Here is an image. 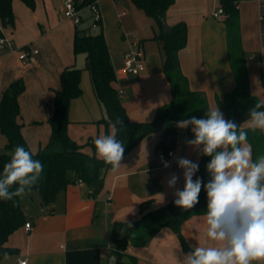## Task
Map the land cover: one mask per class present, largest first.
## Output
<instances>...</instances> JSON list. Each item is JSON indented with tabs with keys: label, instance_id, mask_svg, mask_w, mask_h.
Segmentation results:
<instances>
[{
	"label": "crops",
	"instance_id": "0c3cea01",
	"mask_svg": "<svg viewBox=\"0 0 264 264\" xmlns=\"http://www.w3.org/2000/svg\"><path fill=\"white\" fill-rule=\"evenodd\" d=\"M33 1L34 7L29 9L20 0H12L13 26L3 27L0 23V36L12 42V51L0 50V97L11 82L23 80L25 91L18 98V122L29 150L36 153L47 145L50 137L47 121L51 100L60 89V74L68 66L80 67L82 95L70 103L67 134L83 145L89 139L105 135V127L95 123L103 118L104 111L87 83L85 58L79 63L78 56L73 54L75 30L92 28L89 12L84 11L81 23L74 25L62 16L63 0ZM98 8L100 31L115 75L113 87L117 93L123 92L120 103L130 122H149L159 108L171 101L170 86L162 71L161 43L151 40L158 34V28L131 0L128 10L124 0H100ZM218 9V0H174L165 13V24L169 27L179 22L186 24L187 43L178 53L181 71L189 88L204 95L209 109L218 106L221 111L220 106L234 89L235 80L227 58L225 24L212 16ZM237 9L249 91L261 102L264 101L261 82L264 23L260 16L264 0H239ZM110 15L118 24L116 31H108ZM25 46L37 50L30 63L20 61L16 53ZM130 50H140L143 54L144 71L138 75H127L122 69V56ZM248 121L241 125L242 130L250 129ZM182 130L168 168H163L157 159L159 151L155 144L159 134H154L124 155L119 170L105 171L103 189L95 197L89 195V188L83 182L76 181L59 191L53 203L46 207L41 205L37 192L26 193L30 201L20 196L19 204L31 230L26 231L22 226L9 236L5 246L16 252L9 254L11 261L1 256L0 264H19L24 259L27 264H64L66 251L89 248L98 249L100 264H176L174 254L182 259L188 252L181 249L170 229H161L145 247L128 243L117 249L111 226L113 222H135L140 205L144 211L163 206L182 188L183 169L178 167L176 158L186 157L196 163L201 158L199 150L186 143L188 139ZM261 132L264 135V130ZM82 151L97 158L96 149L89 145ZM171 173L179 176L175 188L167 186ZM206 227L205 215L193 216L182 225V235L191 250L198 243L203 246L213 243L206 236Z\"/></svg>",
	"mask_w": 264,
	"mask_h": 264
},
{
	"label": "trees",
	"instance_id": "16d2710c",
	"mask_svg": "<svg viewBox=\"0 0 264 264\" xmlns=\"http://www.w3.org/2000/svg\"><path fill=\"white\" fill-rule=\"evenodd\" d=\"M12 0H0V23L3 27L13 26L14 16L11 8ZM23 5L33 9V0H20ZM92 0H84L89 3ZM239 0H218L222 9V22L226 27L227 58L235 80L234 89L225 97L220 106L227 120H232L241 127L249 120L248 110L258 101L250 94L245 56L241 48L239 36V17L237 4ZM132 4L151 18L158 28V34L151 40L161 43L163 54L162 71L171 91L169 104L159 108L149 122H130L118 94L113 87L114 71L110 62L108 48L102 32L91 34L90 28L76 29L73 37V54L84 55L85 67L97 103L104 111L103 118L96 121L105 127V135L110 132V124L117 118L123 121L116 125L117 139L122 140L126 155L141 140L159 134L155 148L158 151L173 150L179 132L182 130L188 140L194 139L191 128H180L177 122L191 116L205 117L209 110L203 94L189 88L188 80L183 75L178 53L187 43V27L179 22L170 27L168 33L163 32L165 13L173 5L174 0H131ZM264 23V9L261 11ZM100 25V23L98 24ZM82 70L74 65L64 68L60 74V89L54 93L50 103V137L46 146L33 153V158L44 165V171L36 185L31 189L41 197V205L49 206L59 191L76 180H81L90 190L91 197L97 196L103 189V178L111 165L105 164L94 155L82 151L86 145L95 148L93 139L80 145L67 134L69 124V106L72 100L82 95L80 86ZM264 88V74L261 75ZM25 91L22 79L11 82L0 97V134L5 138L3 151H0V172L9 162L15 146L20 145L29 150L22 134V125L18 122V98ZM264 110V109H262ZM241 129V128H240ZM248 144L251 146L252 158L255 161L264 155V135L261 130L245 129ZM210 157L201 154L199 170L194 175L202 178L206 184L210 174L206 165ZM184 186V185H183ZM183 186L180 190L183 189ZM175 196L165 205L144 211L139 208V217L135 222H113L111 237L117 249H123L128 243L134 247H145L163 228L170 229L177 237L181 249L192 250L187 246L182 235V225L193 216L205 215L207 209V193L202 187L199 203L190 210H183L174 204ZM149 201H146L148 203ZM26 219L19 204V197L13 200H0V257L4 253L12 254L16 250L5 246L9 236L24 226ZM131 224V227L128 225ZM64 264H100L98 249L68 250L64 254Z\"/></svg>",
	"mask_w": 264,
	"mask_h": 264
},
{
	"label": "clouds",
	"instance_id": "9594fccd",
	"mask_svg": "<svg viewBox=\"0 0 264 264\" xmlns=\"http://www.w3.org/2000/svg\"><path fill=\"white\" fill-rule=\"evenodd\" d=\"M262 109L264 101L248 110L252 130H264ZM122 123L117 118L110 124L108 134L93 141L97 158L111 165L113 172L119 170L124 159L125 146L116 135V125ZM177 126L190 127L194 139L186 143L210 157L206 168L211 178L206 184L200 177L194 180L199 164L177 157L176 163L183 169L184 186L174 192V204L183 210L194 208L203 187L207 193L206 236L213 243L207 246L198 243L182 259L174 254L176 264H264V155L253 161L247 132L236 122L225 119L218 106L209 109L203 118L191 116L178 121ZM163 163L165 168L171 166L170 162ZM43 171L44 165L33 158L30 150L15 146L10 161L0 172V200L10 201L31 191ZM178 181L179 176L171 173L167 186L175 188ZM4 260L11 261L12 257L4 253Z\"/></svg>",
	"mask_w": 264,
	"mask_h": 264
},
{
	"label": "built area",
	"instance_id": "2783aa9c",
	"mask_svg": "<svg viewBox=\"0 0 264 264\" xmlns=\"http://www.w3.org/2000/svg\"><path fill=\"white\" fill-rule=\"evenodd\" d=\"M100 0H92L89 3H84V0H63L62 7V16L64 19L71 21L74 25H79L82 21V15L84 11L89 12V19L92 22V26L98 24L101 21V14L98 8V3ZM222 9L219 8L215 11L212 16L218 21H222ZM260 20L262 21V17L260 16ZM12 42L11 40L5 38L4 36H0V50L12 51ZM17 56L20 61L24 63H30L33 61L34 56L37 54V50L32 49L30 46H25L17 50ZM122 69L127 75H138L144 71V61L143 54L140 50L137 51H127L122 56ZM118 97H121L123 94L122 91H118ZM173 155V150L169 149L166 151H159L157 153V159L160 165L164 167V161L170 162V158ZM76 183H82L81 180H76ZM89 195L91 194V190L88 189ZM24 229L26 231L31 230V226L29 223H25ZM26 261L25 259L19 261Z\"/></svg>",
	"mask_w": 264,
	"mask_h": 264
},
{
	"label": "rangeland",
	"instance_id": "374dc122",
	"mask_svg": "<svg viewBox=\"0 0 264 264\" xmlns=\"http://www.w3.org/2000/svg\"><path fill=\"white\" fill-rule=\"evenodd\" d=\"M124 2H125V8L128 10V8H127V4H128V0H124ZM91 25H92V22H91ZM117 27H118V24L115 22V21H113V16H109V18H108V20H107V28H108V31H116L117 30ZM91 34H96V33H99L100 32V26L98 25V26H96V25H94V26H92V28H90V31H89ZM137 36V35H136ZM130 40V39H129ZM128 40V41H129ZM131 41V40H130ZM78 56V60H79V63H81L82 62V60L81 59H83V55L81 54H79V55H77ZM78 67V66H77ZM78 68H80V67H78ZM82 73V72H81ZM86 75H87V73H86ZM87 83H90L89 82V78H88V75H87ZM82 85V83H81V79H80V86ZM82 89V88H81ZM4 143H5V138L0 134V151L2 152L3 151V146H4ZM23 197H26L25 198V200L26 201H30V197L29 196H27L26 194L25 195H23ZM24 199V198H23ZM24 200V201H25ZM113 259L114 260H118V258H116V257H113ZM122 262H125V260L123 259L122 260Z\"/></svg>",
	"mask_w": 264,
	"mask_h": 264
},
{
	"label": "water",
	"instance_id": "95a60500",
	"mask_svg": "<svg viewBox=\"0 0 264 264\" xmlns=\"http://www.w3.org/2000/svg\"><path fill=\"white\" fill-rule=\"evenodd\" d=\"M169 31H170V27L167 26V25L164 23V25H163V32H164V33H168Z\"/></svg>",
	"mask_w": 264,
	"mask_h": 264
}]
</instances>
